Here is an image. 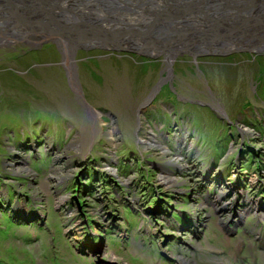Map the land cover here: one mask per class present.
<instances>
[{"label": "rangeland", "instance_id": "1", "mask_svg": "<svg viewBox=\"0 0 264 264\" xmlns=\"http://www.w3.org/2000/svg\"><path fill=\"white\" fill-rule=\"evenodd\" d=\"M74 63L0 43V264H264V51Z\"/></svg>", "mask_w": 264, "mask_h": 264}, {"label": "water", "instance_id": "2", "mask_svg": "<svg viewBox=\"0 0 264 264\" xmlns=\"http://www.w3.org/2000/svg\"><path fill=\"white\" fill-rule=\"evenodd\" d=\"M23 1L28 7H40V13L22 10L15 5L17 0H0V21L11 19L7 23H12L14 30L23 28L29 34L43 33L57 43L72 83L77 82L72 72L74 55L88 48L111 47L146 59L163 56L170 63V69L176 59L186 55H192L196 61L198 57L264 51V0ZM73 1L80 3L73 4L74 7ZM75 8L94 10L104 20L91 26L76 21L58 26L57 22L49 23L44 18L52 12L72 13ZM140 14L146 18H136ZM9 32L10 35L1 34L3 40L12 41L13 30ZM44 42L46 39L40 43ZM69 54L71 61L67 60ZM77 86L78 89L73 88L74 93L88 106L89 113H95Z\"/></svg>", "mask_w": 264, "mask_h": 264}, {"label": "bare ground", "instance_id": "3", "mask_svg": "<svg viewBox=\"0 0 264 264\" xmlns=\"http://www.w3.org/2000/svg\"><path fill=\"white\" fill-rule=\"evenodd\" d=\"M17 1L18 2H14L15 5L22 7V10L28 11L29 13H37L38 11L40 13V11H41L40 7H28L27 3L25 1H23V0H17ZM77 3H80V2L79 1H73L72 5L77 4ZM73 6L75 7V5H73ZM44 18H46L49 21V23L57 22L58 26H60V25L63 26L64 22H68V21H76L77 23L84 22L85 25L91 26V25H94L96 22L104 20L100 15H98V12H96L94 10H84V9L78 10L76 8L74 10H72V13L71 12H52V13L46 14L44 16ZM136 18H138V19L144 18L145 19L146 15L145 14L136 15ZM7 22H11V19H7L5 21H0V43L10 42V40H8V39L3 40L2 39L3 35H1V34L10 35L11 32H9V31H11V30H13L12 35H14V36H12L11 42H14L15 40H19V41L27 40L28 38H36L37 40H39V42H41L45 39H46V41L52 40L51 38L46 37V35H43V33L34 32V33L29 34V30H26L23 28L14 30L13 29L14 25L12 23L8 24ZM22 31L25 32V36L23 38H21L17 34V33L22 32ZM155 34L157 35L159 33L156 31ZM50 36H53V35H50ZM160 36H162V35H160ZM47 44H52V43L49 41ZM65 59H66V57H65ZM71 59H72V55L69 54V57L67 58V60L71 61ZM74 64L75 63H74V58H73V65ZM73 65H72V72L75 73V71H74L75 67L73 68ZM169 69H170V66L168 65L167 71L171 72L170 71L171 69L170 70ZM73 85L76 88H78L76 82H74ZM94 115L96 116V114H94ZM240 216L242 217V215H240ZM263 219H264V216L262 217V220Z\"/></svg>", "mask_w": 264, "mask_h": 264}, {"label": "flooded vegetation", "instance_id": "4", "mask_svg": "<svg viewBox=\"0 0 264 264\" xmlns=\"http://www.w3.org/2000/svg\"><path fill=\"white\" fill-rule=\"evenodd\" d=\"M165 61V60H164ZM210 181V179L207 181V183Z\"/></svg>", "mask_w": 264, "mask_h": 264}]
</instances>
